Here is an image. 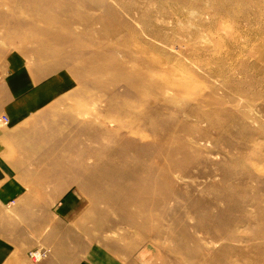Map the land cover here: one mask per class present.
<instances>
[{"label": "rangeland", "instance_id": "rangeland-1", "mask_svg": "<svg viewBox=\"0 0 264 264\" xmlns=\"http://www.w3.org/2000/svg\"><path fill=\"white\" fill-rule=\"evenodd\" d=\"M7 22L55 95L3 163L65 161L74 201L67 244L62 206L0 203V264H264V0H0Z\"/></svg>", "mask_w": 264, "mask_h": 264}, {"label": "crops", "instance_id": "crops-1", "mask_svg": "<svg viewBox=\"0 0 264 264\" xmlns=\"http://www.w3.org/2000/svg\"><path fill=\"white\" fill-rule=\"evenodd\" d=\"M6 27H10L8 22L0 25V28ZM27 55L26 50H14L8 45L0 44V118L6 116L8 120V123L0 129V203L4 206H14L18 200L21 207L36 208L37 212L44 215L54 205L62 206L59 211L62 218L50 225L52 229L48 240L67 244L69 228H65L64 235L56 237L64 227V211L70 205V201H74V199L69 201L66 197L69 189L66 162L64 161L63 167L55 165V167L40 166L31 169L23 163L16 162L14 166H9V170H6L3 163L11 158L25 160L31 157L22 150L16 153L12 151V155H9L10 144L26 141L27 128L52 104L51 99L55 95L54 83H46L47 78L52 75L43 69L32 68ZM34 125L36 124L30 126L31 129ZM30 132V135L35 133ZM59 158L60 155L58 161ZM41 190H46L48 193L40 200L31 198L32 195L37 196L33 192ZM23 227V229L19 227L22 232L27 231L24 229H30L29 224Z\"/></svg>", "mask_w": 264, "mask_h": 264}, {"label": "built area", "instance_id": "built-area-1", "mask_svg": "<svg viewBox=\"0 0 264 264\" xmlns=\"http://www.w3.org/2000/svg\"><path fill=\"white\" fill-rule=\"evenodd\" d=\"M8 123V120H7V117L6 116H2L0 118V124L1 125H6ZM46 255V252L45 251H34V252H31L29 254L30 258L35 260V261H40L43 259V257Z\"/></svg>", "mask_w": 264, "mask_h": 264}]
</instances>
